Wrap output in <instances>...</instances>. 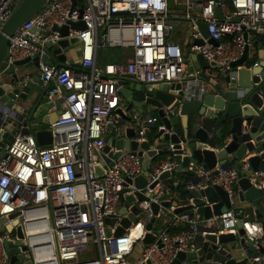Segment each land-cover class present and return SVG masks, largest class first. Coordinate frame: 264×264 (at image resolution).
<instances>
[{
	"label": "built area",
	"instance_id": "built-area-1",
	"mask_svg": "<svg viewBox=\"0 0 264 264\" xmlns=\"http://www.w3.org/2000/svg\"><path fill=\"white\" fill-rule=\"evenodd\" d=\"M21 2L0 0V31ZM70 21H83L85 28H74ZM200 22L206 24L207 37ZM66 25L69 29L65 37L54 29ZM185 27L186 39L179 36ZM76 36L80 38L78 68L49 64L43 59L52 57L49 44L57 47L63 38ZM262 39L264 0H175L172 6L170 0H76L75 4L73 0H48L10 37L4 63L8 69L16 61L38 56L44 94L51 100L62 99L64 110L50 124V147H42L33 134L19 133L0 158V217L17 214L8 219L11 230L0 226V264H12L7 243L18 247V254H24L32 264H129L140 242L143 249L136 264H148L150 259L154 264H171L180 251L198 252L197 219L176 212L179 194L174 189L180 181L165 183L173 174L161 179L164 172L171 173L179 166L173 144L167 146L168 156L151 163L146 185L138 188L135 180L144 174L142 156L116 157V148L105 141V136L116 135L120 128L116 111H125L121 81L131 79L154 86L198 77V70L187 73L191 55L197 53L221 65L215 74L234 79L236 71L245 65L235 70L233 63L246 49L250 57L254 56ZM199 40L203 43H197ZM115 47L124 52L115 61L101 63L102 53ZM168 110L176 112L174 105ZM153 120L144 119L138 127L139 142L145 140V131ZM107 144L110 150L106 152ZM161 148L157 139L154 150L159 152ZM97 166L104 175L97 176ZM189 169L200 173L203 180H187L186 190L218 185L227 191L233 205L238 181L252 173L246 158L231 167L217 164L213 170L204 171L191 165ZM256 185L264 186V178ZM137 192L145 198L139 200ZM127 194H133L136 200L122 214ZM164 201L170 206H163ZM154 203L160 205L157 214ZM135 204L140 208L137 221L129 217ZM238 214L233 207L207 220L209 226H216L212 234L236 232ZM107 218H114L115 223L109 225ZM124 218L131 221L128 227L123 225ZM153 219V229L148 231ZM241 220L246 241L255 246L264 243V216ZM185 224L188 230L170 232ZM19 226L22 238L16 232ZM119 228L124 232L116 235ZM148 232L155 240L147 245L143 240ZM18 240L22 245L16 244ZM225 245L219 243L218 250L228 253ZM24 262L16 260L14 264Z\"/></svg>",
	"mask_w": 264,
	"mask_h": 264
},
{
	"label": "water",
	"instance_id": "water-1",
	"mask_svg": "<svg viewBox=\"0 0 264 264\" xmlns=\"http://www.w3.org/2000/svg\"><path fill=\"white\" fill-rule=\"evenodd\" d=\"M48 0H22L10 19L3 25L0 31V66L5 62L9 39L28 19L39 13ZM76 0H73L75 4ZM175 0H170V6ZM217 14L220 10L217 9ZM72 27L84 29L83 21H70ZM200 28L205 37L208 36L207 27L200 22ZM63 37L68 34L69 27H54ZM80 41L78 36L63 38L57 47L49 44L52 57L43 59L49 63H57L55 56L62 61L67 60L66 50ZM212 43H217L211 40ZM197 43L202 44L199 40ZM108 56L109 52L102 53ZM254 56L250 57L248 49L243 56L233 63L234 69L238 65H245L236 71L235 78L230 75L215 74L221 67L220 64L208 61L201 53L193 54L194 67L199 71L198 77L188 76L181 82L158 83L154 86L144 85L131 79L121 81V93L124 97V109H118L116 113L120 119V128L116 135L108 134L105 141L117 150L116 157L123 158L128 154L142 156L144 174L135 180L138 188H143L146 183V176L149 173L151 163L166 154V145L173 144V152L177 154L179 166L176 171L164 172L161 179L172 177L177 171L189 168L191 165L210 171L217 164L231 167L234 162L247 159L250 164V174L244 175L239 181V189L236 196L241 202H249L256 206L257 218L264 216V186L256 184L264 178V39L257 43ZM255 60V61H254ZM39 57L34 59L25 58L16 61L13 67L0 73V153L3 154L6 145L11 143L17 134H33L38 143L44 147L52 145L51 122L55 121L64 110L62 99H49L42 87L41 72L37 69ZM206 70L212 75L206 74ZM174 105L176 112L172 113L168 107ZM147 118H154L153 123L145 131V140L140 141L137 129ZM183 125V132L176 130V123ZM164 126V129L159 127ZM113 129V126L110 127ZM223 137V131H226ZM159 140L162 148L159 152L154 150V143ZM223 143L218 150L209 148L211 143ZM107 144L105 151L110 150ZM146 150V153H143ZM124 151V152H123ZM169 152V150H168ZM0 154V158L1 155ZM233 157L229 161V157ZM109 161V160H108ZM97 176L104 175V170L97 166ZM214 173V172H212ZM194 182H201L203 177L189 178ZM157 182L151 185L154 187ZM185 199L177 201L176 212L186 213L191 219L196 218L197 241L201 243L198 252H178L171 264H237L233 258L226 259L218 250V244L231 242L240 243L253 252V259L264 256V243L255 246L252 242L246 241L241 211L239 214L236 232H229L219 236L212 234L216 226H209L207 220L221 215L223 212L232 209L227 191L218 186L211 185L201 190H183L180 196ZM139 200L145 196L137 192ZM125 203L121 208L122 214L126 213L127 207L136 198L133 194L125 195ZM235 202V198H234ZM183 203V204H180ZM180 204V205H179ZM162 205L169 207V201L162 202ZM160 205L153 204L155 214L158 213ZM140 208L135 204L129 217L137 221ZM16 213L9 216L15 218ZM5 216L0 217V226L6 225L7 230L12 229ZM109 225L115 223L114 218H107ZM123 225L128 227L131 221L123 219ZM155 219L147 226V230L153 229ZM19 238L23 237L22 229H16ZM111 229L108 228L110 234ZM124 228H119L116 235H121ZM204 232L207 234L204 235ZM155 240L154 234L148 232L144 238L145 244ZM17 245H22L18 240ZM160 243V247H162ZM11 256V263L16 260L23 264H32L31 260L26 261L24 254H18L19 248L7 243ZM24 249L26 247L24 246ZM213 252V253H212ZM18 254V255H17ZM211 254V255H209ZM148 264H154L150 259ZM253 264H263L262 260H254Z\"/></svg>",
	"mask_w": 264,
	"mask_h": 264
},
{
	"label": "crops",
	"instance_id": "crops-1",
	"mask_svg": "<svg viewBox=\"0 0 264 264\" xmlns=\"http://www.w3.org/2000/svg\"><path fill=\"white\" fill-rule=\"evenodd\" d=\"M261 40H258V42H260ZM187 49V48H186ZM79 50H80V48L78 49V52H77V57H68L67 56V60L66 61H62V60H60L58 57L57 58H55L56 59V61H57V63L58 64H60V65H70V66H72V67H76V68H78V64H79ZM256 52V51H255ZM67 54V53H66ZM256 54V53H255ZM109 56V55H108ZM107 57V56H106ZM254 59L255 60H257V58H256V56L254 55ZM191 59H192V64L190 65V66H188V69H187V73L189 74H191L192 72H194V70H196L195 69V67H194V61H193V58H192V55H191ZM254 60V61H255ZM101 63H106V61H104V60H102V61H100ZM109 62V61H108ZM5 68H6V66L5 67H3V68H1L0 69V73H2V71H4L5 70ZM15 69H17L16 67H10V71L11 72H13V71H15ZM206 72V74H210V75H212V72L211 71H209V70H206L205 71ZM183 125L180 123V122H178V123H176V130L180 133V134H182V132H183ZM168 145H170V144H167L166 145V150H167V146ZM223 146V144L222 143H216V144H214V143H211L210 145H209V148L210 149H212V150H218V149H220L221 147ZM1 154V153H0ZM2 155V154H1ZM169 155V152H168V150L166 151V154L164 155V156H160L162 159H164L166 156H168ZM230 159H229V161H231L232 160V156L231 157H229ZM235 163L236 162H234V165H235ZM202 175L200 174V173H196L195 171H191L189 168H183L181 171H177L174 175H173V177L171 178V179H168V180H166L165 181V183H170V182H172L173 180H177V181H180V185L178 186V187H176L175 189H174V191H176L177 192V194H179V196L178 197H176L179 201L180 200H183V199H185V195L184 196H180V194H181V192L183 191V190H185V184H186V181L189 179V178H197V177H201ZM236 192L238 191V189H239V186L238 185H236ZM168 198V197H167ZM176 200V199H175ZM180 204H183V203H180ZM234 208L237 210H242L241 211V217H243V218H246V217H248L249 219H253V220H255V219H258L257 218V215L258 214H256V212H255V210H256V206L255 205H253V204H251V203H249V202H241L240 201V199L238 198V196H235V202H234ZM161 221L163 222V218H161ZM188 225L187 224H185V225H181L179 228H172L171 230H170V232L171 233H179V232H181V231H186V230H188V228H189V226L187 227ZM186 227H187V229H186ZM158 228L159 229H161L162 228V224L160 223V225L158 226ZM1 229V228H0ZM233 233V232H232ZM225 247L228 249V253L227 252H225L223 249H221V253L223 254V255H225L226 257V259H229V258H233V259H235L236 260V262H237V264H253L254 263V259H253V252L252 251H250L248 248H246V247H244V246H242L240 243H235V242H231V243H228V244H226L225 245ZM142 250V249H141ZM141 250H140V252H141ZM213 253V252H212ZM209 255H211V254H209ZM140 256V253H139V255H138V257ZM138 257L136 258V261H137V259H138ZM262 263L264 264V257H263V260H262Z\"/></svg>",
	"mask_w": 264,
	"mask_h": 264
},
{
	"label": "rangeland",
	"instance_id": "rangeland-1",
	"mask_svg": "<svg viewBox=\"0 0 264 264\" xmlns=\"http://www.w3.org/2000/svg\"><path fill=\"white\" fill-rule=\"evenodd\" d=\"M183 24H186V21H183ZM188 27H185L183 31H180L179 32V36L180 37H184L186 39V37L188 36ZM185 41L182 42V44H184ZM78 49H79V46L78 44H75L73 46H71L70 48H68L66 50L67 52V56L69 57H77V52H78ZM108 52H109V56H107L106 60L105 61H112L114 60L115 58L118 59L119 56L124 52V50L120 47H115V48H109L108 49ZM102 61V60H100ZM5 63H3L1 66H0V69L5 67ZM143 249V243H138L135 248H134V252L133 254L129 257L128 259V263L129 264H136V258L138 257L140 250Z\"/></svg>",
	"mask_w": 264,
	"mask_h": 264
},
{
	"label": "trees",
	"instance_id": "trees-1",
	"mask_svg": "<svg viewBox=\"0 0 264 264\" xmlns=\"http://www.w3.org/2000/svg\"><path fill=\"white\" fill-rule=\"evenodd\" d=\"M107 58H106V56H104L103 54L100 56V60H106ZM116 60V58L114 59V60H112V61H115ZM106 62H108V61H106ZM226 133H227V130L226 131H223V137H225L226 136ZM222 143V142H221ZM223 144V143H222ZM188 227V226H187ZM187 227H186V229H187Z\"/></svg>",
	"mask_w": 264,
	"mask_h": 264
}]
</instances>
